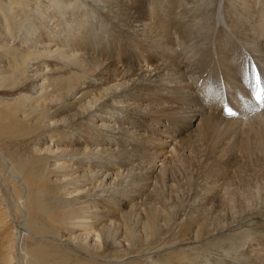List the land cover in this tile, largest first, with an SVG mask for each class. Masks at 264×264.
Instances as JSON below:
<instances>
[{
  "label": "bare ground",
  "instance_id": "obj_1",
  "mask_svg": "<svg viewBox=\"0 0 264 264\" xmlns=\"http://www.w3.org/2000/svg\"><path fill=\"white\" fill-rule=\"evenodd\" d=\"M226 1L228 6L225 7ZM238 1L224 0L220 6L228 13L234 10L238 13L246 11V14L253 16L251 21L259 23H239L236 14L223 18L222 22L225 25L232 22L228 28L240 41L253 42L251 48L254 57L258 59L257 65L253 59L250 61L252 65H244L249 59V53L237 50L233 36L223 39L226 33L224 28H220L217 35L207 34L209 32L203 31L192 21L201 18L205 28L208 26L209 29H215L216 23H220V14L213 8L214 3L218 5L217 0H95V4L103 2L111 8H107L110 14L96 15L90 14L92 9L86 3L87 0H0V60L4 62V65H0V264L18 263L17 258L19 262L24 261V264H98L93 260H117L131 253L145 252L153 246H160V241L169 232L174 220L176 211L173 208L183 202V196L173 184L169 187L171 175L169 173L165 178L168 172L166 166L156 175L150 171L137 174L138 167L145 159L148 160L147 168L145 166L144 169H148V165H155L157 152L149 155L144 153L146 146L150 145H143L145 151L128 148L136 139L129 140L128 135L124 136V130L121 131L124 135L119 137L106 133L120 127L124 129L122 127L128 124H132L130 129H133L134 125L140 123L139 120L131 122L129 119L123 123L122 118L113 113L117 104L130 107L131 101L136 104L137 100L125 99L123 92L112 95L111 90L120 85L116 83L113 87H105L112 82L108 81L99 86L96 82L101 78L87 74H94L102 65V60H98L100 52L111 50L119 44L122 48L119 52L125 51L127 46L134 53L147 49L140 58L126 56L124 60L114 53L111 65L116 62L118 67L121 63L129 62L132 65L145 63L153 66L160 52H156L157 55L150 54L148 45L159 50L167 49L170 56H173V51L195 38L192 30L194 26L198 32L202 30L209 35L204 38L200 35L202 39L199 43L204 44L212 36L210 42L215 47L206 45L208 50L206 47L194 49L197 54L195 58L190 57L189 64L180 61L183 52H174L172 62L164 67L170 70L177 68L176 74L170 76V82L180 85L191 83L190 89L194 92L186 95L176 88L178 85L170 88L166 96H157V99L182 105L175 111L166 108L157 115L148 114L151 124L165 117L166 123L169 122L170 126L177 129L175 135L186 134L184 139L188 142L184 148L194 154L193 161L197 159L199 162L196 167L192 161L197 171L194 178L205 182L202 190L206 194V207L199 203L198 208L193 211L190 209L187 220L180 223L174 241L189 239L196 242L205 239L210 245L220 247L227 251L228 256H232L231 253L236 250L234 244L240 245L241 240L249 239L260 228L249 227L237 236H229V232L237 226L234 225L236 222L255 214L254 202L264 192V104L261 103L264 101V83L260 77H257V84L255 82L256 74L260 75L264 71V9L257 8L258 4L264 8V0H243L242 5H237ZM247 2L255 6L246 8ZM126 3H131L136 10L135 16L130 17ZM187 4L194 5L189 16L191 22L176 19L177 15H183L177 11ZM56 5L62 7L57 8ZM161 5H165L168 13L166 17L163 11H157ZM85 6H88L87 11ZM113 7H117L116 10H112ZM102 8L103 5H99L94 9ZM147 15L155 17L147 20ZM233 17L236 18L232 20ZM100 19H103V23L94 24V21ZM112 19H118L131 29L132 33H127L129 41H124L125 33L116 24H112ZM138 25H142L141 30L137 28ZM73 30H76L75 39L69 37ZM133 34L137 37L134 38ZM80 51L82 53L78 55ZM133 66L131 69H134ZM185 67H190V70L186 72ZM57 69L66 72L55 76ZM254 70V89L251 88L252 97H249L241 83L246 84V81L252 80ZM29 72L33 75L29 76ZM47 72L53 75H47ZM86 77L88 89L81 98L76 99L75 95L82 91L77 88L87 83ZM227 86L230 93L227 92ZM51 87L52 92L44 93ZM163 87L158 85L153 89L160 90ZM36 89L39 95L32 96L30 91ZM108 96L110 99L105 101ZM252 99L259 105L254 100L256 107H253ZM192 103L210 112L195 130L184 122L187 115L190 118L196 117V113L189 114L191 111L183 108ZM151 104L149 102L148 105ZM224 104L231 106L236 115H229L227 107L224 111ZM92 107L98 109L92 111ZM54 109L57 110L52 117H59L64 124L69 123L60 130L49 131L55 132L54 135L59 131L65 135L74 132L72 137L79 136L69 156L80 158L78 160L84 170L83 179L90 180L95 189L101 185L104 188L107 185L109 190L122 187L110 193L109 197L100 199L103 203L101 206L97 205V200L92 201L93 206L97 207V214L76 209L70 200L62 197L59 186L50 185L48 157L34 150V141L44 132L41 124ZM181 109L186 116L175 114L181 113L178 111ZM77 115L83 118L79 117L78 122L72 123ZM97 115L101 119L95 124L93 117ZM197 115L196 120L199 117ZM202 147H205L204 154L200 155ZM185 158L190 159L181 154L177 161ZM136 161L137 165L134 164ZM177 167L178 174L182 169ZM133 171L136 174L124 186L126 177ZM108 189L102 191L107 192ZM201 194L194 191L190 201H196ZM195 212V220H189ZM207 212L210 214L208 221ZM259 212L264 215V210ZM89 214L96 216L95 224L100 225L103 238L106 241L112 239L111 243L106 242L105 255L90 251L87 253L93 256V260L83 259L82 254L63 247L58 240L59 243L52 242L51 239H57L60 232L73 234V222L89 217ZM193 223L198 228H191ZM118 233L129 242L132 252L126 249L125 253L120 252L118 255L111 248L110 245L118 242ZM251 249L250 254L255 252L259 255L256 260L258 264H264V240H258ZM191 256L186 251L175 252L162 258L160 263L198 264L190 260L194 258ZM187 259L191 263L184 262Z\"/></svg>",
  "mask_w": 264,
  "mask_h": 264
},
{
  "label": "rangeland",
  "instance_id": "obj_2",
  "mask_svg": "<svg viewBox=\"0 0 264 264\" xmlns=\"http://www.w3.org/2000/svg\"><path fill=\"white\" fill-rule=\"evenodd\" d=\"M242 1L243 0L238 1L237 5H242L243 3ZM217 2H218V5L214 3L213 8H215L217 12L220 14V23L219 22L216 23L215 26L217 27L215 29H209L208 26L205 28L203 26L204 20L201 18H196L195 20H192V21L195 24L199 25V28H201L203 31L209 32L207 34L213 33L214 35H217L219 29L224 28L226 30V33L224 34L223 39L224 38L227 39L230 35L233 36L238 46L237 50L239 52L247 51L249 53V56H248L249 59L245 61L244 65L246 67L249 64L252 65L253 62L250 63L252 59L255 61V64H256L258 62V59L254 57V52L252 51V48H251L253 42L251 43L247 40H245L244 42L240 41V39L236 37L234 33L228 28V25H231L232 22L225 25L222 22V20L223 18L228 17L231 14H236L237 15L236 17L239 19L238 20L239 23L252 22L251 23L252 25L255 23H259V22L251 21L253 16L246 14V11H241L238 13V12H235L234 10L228 13L225 10V8L223 9V6H220V4L223 5L224 0H217ZM86 3H88V6H91V9H92V11L90 12L91 15L92 14L96 15L98 13H105V14L111 13L109 11L111 10V8H108L106 6V3L104 4L103 2L99 3L100 6L103 5L102 9H94L99 6L95 4L97 3L95 2V0H87ZM126 4L130 10V14H131L130 17L135 16L136 10L132 8L131 3H126ZM88 6H85L86 11L88 9ZM224 6L225 7L228 6L227 1ZM252 6L254 7L255 5L250 4L249 2L246 3V8H250ZM55 7L57 8L62 7V5H56ZM116 8L117 7L115 8L113 7L112 10H116ZM192 8H194V5L192 4H187L186 6L181 7L177 12H181L183 13V15H177L176 19H182V21L184 22H191V20L189 19V16L192 13V10H193ZM257 8L264 9L259 4L257 5ZM157 11H163L164 17H166L168 14L167 11L165 10V5H161L157 9ZM255 16L257 15L255 14ZM151 17L153 18L155 17V15H147L146 19L149 20ZM236 17H233L232 20H234ZM127 20H129V18ZM98 22L103 23V19L94 21V24ZM112 24H116V26L120 28V30L122 29L121 31L125 33L123 35V38H125L126 40L124 41H129L130 38L127 35V33L129 34L132 33L131 29H129L126 25L124 26L123 22L121 21L119 22L118 19H112ZM121 24L122 26H119ZM108 27H110V25H108ZM137 28L138 29L142 28V25H138ZM80 29H83V28H80ZM192 30L194 31L195 38L189 44L182 45L179 49H177L176 51H173L172 52L173 56H170V52L167 51V49L159 50V49H155L154 47H149L148 45V49L150 48L149 49L150 54H154V53L156 54V52H160L159 55L156 54L157 61L154 63L153 66L149 64H145V63H136V65L133 64L134 65L133 66L132 63H129V62L121 63L118 65V67L116 66V62L111 65L110 64L111 57L113 56L114 53H117V56L120 59L124 60L126 56H132L133 58H140L145 54L144 51L147 49L146 48L144 50H139L138 53L136 52L134 53L133 51H131V47L127 46V49L125 51L119 52V49H122L121 45L119 44L118 47L115 46L114 48H111V50L100 52L99 53L100 57L98 60H102V65L97 69V71L94 74H87L88 76H93V78H101V80L96 82V84L99 86L103 85L105 82H108V81H112V82L110 83V85L109 84L105 85V87L107 86L113 87L115 86L116 83L120 85L117 88L114 87L113 88L114 90H111L112 95L118 94V93L121 94V92H123L125 93V96H124L125 99H136L137 100L136 104H132L134 101H131L130 107H126V105L117 104L119 107L116 105V107H114L113 109L114 111L113 113L119 115V117L122 118L121 121L123 123H125L127 119H129L131 122L134 120H139L140 123H138L136 126L134 125L133 129H130L132 127V124L131 125L128 124L122 127L124 129H121L120 127L112 131L108 130L106 133L107 134L112 133L113 137H119L121 136V134L125 133V135L124 134L123 135L125 137H127L126 135H128L129 140L136 139L135 141L133 140L134 142L131 144L132 146L130 145L128 148L133 147V149L137 148V149H141L142 151H145V149H142L143 145L144 144L150 145V146H146L147 150L144 153L149 155V153L157 152L155 153V154H158V157L155 161V165L153 166L148 165V169H146L147 168L146 162L148 159H145L144 163H141L142 165L139 166L140 168L142 167L143 170L137 166L138 167L137 169L138 171L136 170L137 174L139 173L145 174L150 171L151 173L154 172L155 173L154 175H156L158 172L162 170L163 166H166V169L168 172L165 178L168 177L169 173L171 175V181L169 183L170 185L169 187H171V185L173 184L175 186V189H179V192L183 196V202L179 203L175 207L173 206L174 207L173 210L176 211V213L174 214V220L172 221L170 225L169 232L160 241V246L159 247L153 246L150 250L145 251V252L131 253L117 260L113 258H110V259L101 258V259L93 260L92 258L93 256L88 254L87 252L91 251L96 254L105 255L106 253H104V250L106 248L105 247L106 242L111 243L112 239L110 238L108 241H106L103 238V235H101V232L99 230L100 225L95 224L96 216L95 215L92 216L91 214H89V217H83L82 219H78L76 220V222H73L72 224L74 226L73 234L67 233L68 231H65V233L60 232L59 237L57 239L52 237L53 238L51 239L52 242L54 243L61 242L59 244L63 245V247L65 246L69 247L70 249L75 250L79 254H82L81 256L83 259L84 258L91 259L93 261H96V263L98 264H161L162 258H165L168 254H173L175 252H181V251H186L188 254H191L192 255L191 257H194V258L190 260L197 262L198 264H218V263L220 264H258L256 260H258L257 258L259 257V255H257L255 252H252L251 254L249 252L252 250L251 246L253 244L257 243L258 240H261V241L264 240V215L262 212H259V211L264 210V192L262 193L260 197H257V202H254V206H256V208L253 210V212L255 214L250 218H246L240 221L239 222L240 224L236 222L234 225H237V226L233 228L232 231L229 232V236L232 234L237 236L241 234L243 231L247 230L249 227L251 228L253 227L255 229L257 227H260V228H257V231H255L249 239L241 240L242 243L240 245L237 243L234 244L236 246V250L233 253H231L232 256H228V253L226 250L220 247L217 248V247L210 245L209 241L205 239L196 240V242H194V240H189V239L182 240V241L181 240L174 241L175 239H177L176 238L177 230L180 226V223L187 220V217H188L187 213L190 211V209H192L191 211H193L194 208L196 207L198 208L199 203H203V205L206 207L207 202H206V199L204 198L206 194H205V191L202 190V186L205 185V182H202L201 179L195 180L194 178V174H196L197 172L194 166L198 167L199 162L197 161V159L193 161L192 158L194 157V154H192L190 150H188V148H184V144L188 142V140L184 139L186 138V134L175 135V132L177 129L174 128L172 125L170 126L169 122L166 123L165 117H162L160 122L151 124V121L148 120V114L157 115L159 111L166 109V108L169 110L175 111L182 105V104H172L171 102H168V101L164 102L162 100L157 99V96H161V95L166 96L167 90H170V88L176 87L178 85L176 88H178V90L182 94L189 95V94H192V92H194L193 89H190V87L192 86L191 83H183L180 85V83L176 84L175 82H170L169 78L171 75L176 74L177 68H175L174 70H170L168 68L164 69V67L169 65L172 62L173 58L175 57L174 52H183L184 56L180 57V61H184L185 64H189L191 61L190 57L192 58V56H194L195 58L197 54L196 52L194 53V49L203 48V47L205 48L206 45H209L212 48L215 47V44L212 45L210 42V38L212 36L209 39H207V41H205L204 44H202V43H199L202 37L204 38L209 35L204 34L202 30L201 32H198L197 27L195 26L192 27ZM75 34H76V30H73L70 32L69 37L75 39L74 38ZM133 35H134V38L137 37L136 34H133ZM200 35H202V37ZM206 49L208 50L207 47ZM248 49H250V51ZM81 53H82L81 51L78 52V55H81ZM184 57L186 58V60H183ZM166 58H169V59L165 60ZM197 64L198 63H196V65ZM0 65H4L3 60H0ZM131 66H133L134 69H131ZM34 67H32V69H34ZM185 68H187L186 72L190 70V67H185ZM134 70H136L135 71L136 74L134 73ZM178 70L180 71L181 68ZM46 71L47 69L45 70V73ZM65 72L66 71L64 70L57 69L54 72V75L55 76L60 75ZM28 74L29 76L33 75L31 72H29ZM254 74H255V70L253 72L252 80L250 79L246 81L248 84L241 83V86H243L244 88L243 89L244 92H246L247 95H249V97H252L251 88L253 87L254 89V83H253ZM47 75H53V74L50 72H47ZM257 77H260L261 81L264 83V71H261L260 75L256 74V80H255L256 84H257ZM86 82H87L86 84H83L77 88L78 90H82V91L81 93H78L75 95L76 99L81 98L85 90L88 89V85H89L88 77H86ZM124 82L126 83V85H122L124 84ZM158 85L164 86L165 88L163 87L160 90L153 89L154 87H157ZM255 88L257 89L256 86ZM52 91H53V87L49 88L48 91L44 93H50ZM30 92L32 96L39 95V93H37V89L31 90ZM227 92L230 93V88L228 86H227ZM154 98H156V100H154ZM109 99L110 97L108 96V98H106L105 101H108ZM254 100L252 99L251 105L253 107H256L255 102L257 104L258 102L256 100L254 102ZM149 102L152 103L151 106L148 105ZM261 103L264 104V101H262ZM224 105H225V107L223 106L224 111L226 110V107L231 108V106H226V104ZM139 106L141 107L139 108ZM186 106L188 108H186ZM186 106H184L183 108H185V111H188V110L191 111L189 114L196 113L195 114L196 117L198 116L197 114H199V117L197 118V120H196V117L192 116L190 118L187 115V118L184 121L185 123L191 125L192 130H195L202 123L206 114L210 112L209 111L207 112L206 111L207 109H204V107L198 106L196 103H192L191 105H186ZM57 109L51 110L49 117L47 119H44L43 123L41 124L44 127V130H43L44 132L41 135L37 136V139L34 141L35 143L33 142L34 143L33 147L35 146L34 150L36 151V153L42 156L48 157V160H49L48 167L50 168V171H51L50 177L48 179L50 185L52 187L59 186V188L61 189L60 194L62 195V197L66 200H70L72 202V205L76 209H80L81 211L85 210L87 212H92L93 214H97L98 213L97 207L93 206L92 201L97 200L96 202L97 205L101 206L103 203L101 202L100 199L109 197L108 195H110V193H113L114 191H118L122 187L120 186H118V188L112 187L109 190L107 185H105L106 186L105 188L108 189L106 192V191H102V190H106L103 187V185L95 189V188H92L91 186L92 184H90L91 183L90 180L88 181L87 179H83L84 170L78 160L80 158H75V157L70 158L69 156L74 146L78 142L79 136L72 137L74 136V132L68 135H65V133L57 131L58 132V133L56 132L57 135H54L55 132L51 133L49 131L52 129L60 130L62 127H65L67 123H69V122H66L64 124V122L60 120L59 117L56 118L53 116L55 118L53 119L52 114ZM97 109H98L97 107H92V111H96ZM245 110L246 109H244L243 112ZM178 111L181 112L182 109ZM204 111L205 113L202 114V112ZM175 114H177V116H186L185 112L175 113ZM79 117L81 118L82 115L75 116V118L72 120V123H75ZM100 119H101V116H98V115L96 117H93L95 124L99 122ZM44 125H46L47 128ZM122 130H124L123 133L121 132ZM89 135H92V134H89ZM82 141L84 142V140ZM71 143H73V145H71ZM128 144L129 143H127V145ZM200 145H203V142H200ZM204 149L205 147L201 148L202 152L200 155L204 154V151H203ZM181 154H183V156L185 157L189 156L190 159L185 158V160L183 161H177V158ZM218 155L219 154H217L216 156ZM132 157H134V155H132ZM217 160H222V159L218 158ZM192 161L194 163V166L192 165ZM134 164L137 165L138 162L136 161ZM183 164L185 165V167L183 166ZM145 166L146 168L144 169ZM177 166H180L182 169L181 171L178 172V174L176 173L177 168H178ZM141 170L143 172H141ZM135 172L133 171L131 175L126 177L125 180L127 181L123 184L124 186L126 185V183L129 182L128 179L130 180V178H132L133 175L136 174ZM124 174H126L125 171H124ZM172 175L174 177H172ZM121 178L122 177H119V179ZM194 191L198 193L200 192L202 194L200 197L196 198V201H190V198L192 194H194ZM165 194H167L166 190H165ZM187 206H189V208H187ZM84 215L87 216V214L85 213ZM194 216H197L196 212L193 213V216L189 217V220H195ZM209 219H210V214L207 212V221ZM195 225L196 224L193 223L191 228H198V226H195ZM217 233L218 232H216L215 234ZM18 234L20 237L21 234L20 233ZM117 235L119 238L117 239L118 242L110 246L112 249H114L115 251L119 253L118 255H120V252L123 254L125 253L126 249L127 250L130 249L129 247L130 244L122 236H120V233H118ZM21 238H22V235H21ZM56 240H58L59 242ZM216 243H218V241ZM259 248L261 247L259 246ZM132 251L133 249H130L128 252H132ZM190 260L187 259L184 262L191 263ZM17 261L18 263L13 262L12 264H24L23 263L24 261L22 262V260H20L19 262L18 258L16 262Z\"/></svg>",
  "mask_w": 264,
  "mask_h": 264
},
{
  "label": "snow or ice",
  "instance_id": "obj_3",
  "mask_svg": "<svg viewBox=\"0 0 264 264\" xmlns=\"http://www.w3.org/2000/svg\"><path fill=\"white\" fill-rule=\"evenodd\" d=\"M227 113H228L229 115H236V112L233 111L232 108H228V109H227Z\"/></svg>",
  "mask_w": 264,
  "mask_h": 264
}]
</instances>
